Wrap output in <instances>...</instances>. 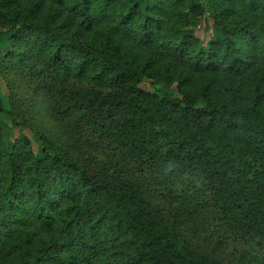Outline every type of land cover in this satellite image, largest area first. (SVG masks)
Here are the masks:
<instances>
[{
  "label": "trees",
  "instance_id": "obj_1",
  "mask_svg": "<svg viewBox=\"0 0 264 264\" xmlns=\"http://www.w3.org/2000/svg\"><path fill=\"white\" fill-rule=\"evenodd\" d=\"M165 1L144 3L143 13L131 0H99L98 8L121 5L111 32L125 35L134 28L145 42L156 39L163 24L171 29L180 24L175 14L181 11ZM62 3L50 1L55 7ZM188 6L194 14L193 0ZM210 7L220 39L190 57H184L185 37L170 41L182 59L175 63L188 69L176 92L161 97L142 93L138 85L146 65L112 48L111 33H101L98 46L78 49L71 70L84 76L93 67V78L111 77L125 86L110 103L124 113L115 139H123L121 150L128 155L141 154L148 165H160L152 180L168 201H173L175 176L193 179L194 185L182 189L176 199L198 198L200 210L220 216L222 239L258 240L264 249V0H217ZM75 10L81 27L89 30L96 24L92 0H74ZM0 17L19 20L2 6ZM22 31L38 36L50 70L66 65L62 52L67 46L56 31L28 21L20 25L18 33ZM4 58L5 64L24 62L19 53ZM192 78L196 80L188 83ZM38 137L46 146L44 137ZM22 144L15 142L8 154L0 152V264H221L190 249L164 225L161 212L140 197L136 185L124 178L111 182L51 146L37 161L32 152L19 149ZM170 164L181 165V173ZM205 168L215 171L212 180L218 182L217 188L212 186L211 201L201 200ZM41 173L50 175L58 197L49 194ZM158 173L166 174L169 183H160ZM97 201L101 208L95 217L90 210ZM121 240L127 244L116 251Z\"/></svg>",
  "mask_w": 264,
  "mask_h": 264
},
{
  "label": "rangeland",
  "instance_id": "obj_2",
  "mask_svg": "<svg viewBox=\"0 0 264 264\" xmlns=\"http://www.w3.org/2000/svg\"><path fill=\"white\" fill-rule=\"evenodd\" d=\"M50 1L53 0H0V6L12 12L13 17L14 14L19 16L18 21L15 17L13 21L0 17V108L3 110L0 114V152L8 154L15 142H23L19 149L25 150V153L32 152L38 161L44 158V149L48 150L50 146L56 148L70 158L82 160L95 173L111 182L119 179L123 181L124 178L127 184L136 185L140 197L161 212L160 221L182 236L190 249L215 258L221 264H264V249L258 247V240L250 242L246 239V242L222 239V232L218 231L224 221L220 216L207 208L200 210L198 198L188 195L185 200L176 199L182 189L194 185L193 179L179 180L181 177L175 176L172 181L173 201L170 202L167 194L161 192V188L155 186L152 180L153 171L160 172V165H148L139 158L143 157L141 154L130 156L124 149L121 150L123 139H115V132L124 113L115 110L110 103L115 96L124 92L125 86L113 82L111 77L93 78L97 73L93 67L84 76L71 70L78 62V49L98 46L101 33H111L112 48L146 65V76L138 85L142 93L161 97L163 92H176L181 80L185 79L184 71L188 69L176 64L182 59L176 55V46L170 45V41L185 37L184 57H190L192 52L200 48L208 49L215 40L220 39L221 31L212 20L210 7V2L217 0H193L196 8L194 14L188 6L189 0L165 1L166 5L181 11V14H175L180 21L179 25H173L177 32L173 34L172 26L163 24L157 31L159 38L145 42L141 41L134 28L127 30L125 35L111 32L115 25L113 17L117 11L119 13L117 9L121 5L99 11V0H92L93 11L97 12L98 18L96 24L86 30L79 24L77 10L71 11L74 0H63L58 7L52 6ZM151 2L131 0V5L137 3L145 7L144 3ZM220 10L221 7H217L215 12ZM24 21L48 25L60 35L67 46L62 52L65 66L57 72L50 70L49 60L39 51L38 36L30 31L18 33ZM13 37L16 39L12 40ZM13 52L24 57L21 66L11 62L5 64L4 57ZM195 80L192 78L188 83ZM38 135L44 137L46 146ZM170 165L171 169L181 173V165ZM202 173L205 182L200 188L204 193L201 200L211 201L212 186L217 188L218 185L217 181L212 180L215 171L205 168ZM158 174L160 183H169L166 174ZM42 175L46 179L49 194L53 198L58 197V188L50 175ZM93 206L90 212L97 217L101 207L98 201ZM126 244L121 240L115 250ZM249 251L254 255L251 256Z\"/></svg>",
  "mask_w": 264,
  "mask_h": 264
}]
</instances>
